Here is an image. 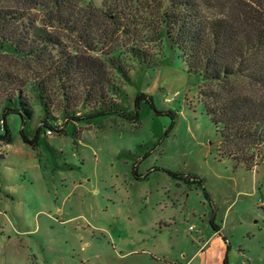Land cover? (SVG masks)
<instances>
[{"label":"rangeland","instance_id":"obj_1","mask_svg":"<svg viewBox=\"0 0 264 264\" xmlns=\"http://www.w3.org/2000/svg\"><path fill=\"white\" fill-rule=\"evenodd\" d=\"M150 49L156 61L134 62L123 85L128 117L66 123L51 83L49 123L64 127L53 135L39 132L47 112L24 86L35 73L0 52V119L22 108L8 99L18 89L33 111L26 124L10 112L12 142L0 140V264H264V159L249 170L222 153L200 76L178 51Z\"/></svg>","mask_w":264,"mask_h":264},{"label":"trees","instance_id":"obj_2","mask_svg":"<svg viewBox=\"0 0 264 264\" xmlns=\"http://www.w3.org/2000/svg\"><path fill=\"white\" fill-rule=\"evenodd\" d=\"M101 1L102 7L92 0H0V52L35 73L24 86L47 112L39 132L64 131L49 123L51 83L62 94L66 123L128 117L123 85L131 83L134 62L150 68L157 59L150 47L164 46L178 51L190 72L200 76L220 151L256 168L264 159V0ZM64 34L77 40L68 45ZM8 80L13 87L15 78L8 74ZM23 93L18 89L8 98L18 96L21 109L3 108L0 140L6 144L12 142L10 112L19 113L25 124L33 116ZM147 100L139 93L137 109ZM71 102L91 110L79 116ZM38 139L23 131L25 143L35 145ZM188 181L204 185L197 178Z\"/></svg>","mask_w":264,"mask_h":264},{"label":"built area","instance_id":"obj_3","mask_svg":"<svg viewBox=\"0 0 264 264\" xmlns=\"http://www.w3.org/2000/svg\"><path fill=\"white\" fill-rule=\"evenodd\" d=\"M3 125V124H2ZM61 129H63V127H61ZM47 134L49 135H53V131H48Z\"/></svg>","mask_w":264,"mask_h":264},{"label":"crops","instance_id":"obj_4","mask_svg":"<svg viewBox=\"0 0 264 264\" xmlns=\"http://www.w3.org/2000/svg\"><path fill=\"white\" fill-rule=\"evenodd\" d=\"M219 231H220V228H219Z\"/></svg>","mask_w":264,"mask_h":264}]
</instances>
